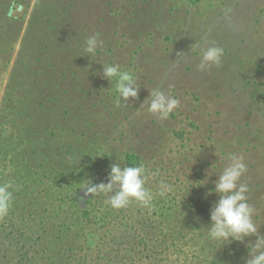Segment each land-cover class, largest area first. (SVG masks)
I'll return each mask as SVG.
<instances>
[{"label": "trees", "instance_id": "obj_1", "mask_svg": "<svg viewBox=\"0 0 264 264\" xmlns=\"http://www.w3.org/2000/svg\"><path fill=\"white\" fill-rule=\"evenodd\" d=\"M24 1L0 0V75L19 37ZM46 8L58 21L65 15L66 10L53 13L54 5ZM144 21L151 25L156 18ZM57 30L51 26L47 34L41 33L39 51L51 48ZM59 42L63 46L68 39ZM76 48L83 50L80 45ZM74 71L80 78L77 67ZM54 75L50 64L42 80L26 82L11 76L3 88L0 183L10 180L15 190L9 215L0 219V264H244L246 245L255 237L219 249L206 231L210 208L218 199L206 193L226 165L228 144L217 139L215 149L201 145L200 150H179L194 139L173 123L172 113V123L164 120L160 126L174 146L170 155L167 139L158 144V136L152 140L145 129L133 130L137 122L156 125V119L129 116V101L117 106L115 78L105 91L99 87L101 93L90 104V92L79 85L77 96L72 95L73 87L53 83ZM258 100L264 106V90ZM209 154L214 155L212 160ZM115 163L145 166V187L154 197L150 207L133 201L114 210L106 203L111 194L84 196L86 180L107 184L110 165ZM211 164L215 165L210 172ZM208 173L209 183L199 187ZM255 178L247 183L248 202L253 206L260 198L253 219L264 234V194L257 193L260 188L264 191V181ZM160 181L172 187L164 197L158 195Z\"/></svg>", "mask_w": 264, "mask_h": 264}, {"label": "rangeland", "instance_id": "obj_2", "mask_svg": "<svg viewBox=\"0 0 264 264\" xmlns=\"http://www.w3.org/2000/svg\"><path fill=\"white\" fill-rule=\"evenodd\" d=\"M52 5L56 7L53 13L66 10L62 20L51 16L52 9L46 6ZM23 6L24 15L14 12L23 19L11 59L0 75V100L11 76L26 82L42 80L52 64L53 83H61L64 89L73 87L75 96V88L81 85L93 96L92 104L101 93L99 87L102 92L109 87L102 78V65H119L121 71L134 74L140 88L138 99H129L128 115L156 119V125L137 122L133 130L145 129L152 140L158 136V144L167 139L171 155L174 146L168 131L160 130L163 121L143 104L154 88H160L179 100L173 123L194 139L179 150H200L201 145L215 149L218 139L228 144V154L244 157V183L254 177L264 181V106L258 103L264 90V0H25ZM149 16L156 22L148 25L144 20ZM51 26L58 28L51 48L39 51L37 41ZM95 35L103 47L89 58L84 53L85 41ZM62 38L68 39L63 46ZM213 43L224 49L221 65L200 71L201 48ZM181 52L186 54L182 58L178 57ZM64 69L67 73L61 79ZM167 120L172 123L173 117ZM212 157L209 154L208 159ZM260 189L257 193L264 194ZM259 199L253 207L261 206Z\"/></svg>", "mask_w": 264, "mask_h": 264}, {"label": "clouds", "instance_id": "obj_3", "mask_svg": "<svg viewBox=\"0 0 264 264\" xmlns=\"http://www.w3.org/2000/svg\"><path fill=\"white\" fill-rule=\"evenodd\" d=\"M102 47L103 42L98 35L87 38L84 47L85 56L91 58ZM185 55L181 52L178 57L182 58ZM223 56L224 49L214 43L202 47L198 69L205 71L220 66ZM102 69L104 80L111 83L113 78L116 79V92L119 97L116 101L117 106L127 105L130 98L138 99L140 88L133 73L121 71L120 66L115 64L102 65ZM145 103L148 105L147 111L161 121L167 120L179 107V100L160 88H154L143 104ZM226 160L228 162L222 172L216 175L218 178L213 182L214 187L206 193V197L213 194L218 197L210 208V223L206 227L207 236L220 246L219 249L231 246L233 243L244 244L246 240L255 237L254 242L246 245L248 254L244 264H264V234L260 233V228L253 219L256 210L248 202L249 187L241 180L247 172L244 157L233 153L227 154ZM214 165L211 166L210 172ZM146 172L143 164L121 167L120 164L115 163L110 165L107 184H95L86 180L82 191L85 197L111 194L106 203L114 210L124 209L133 201L144 207H150L154 197L145 187L148 179ZM209 173L206 179L198 183L199 187L209 183V178L212 176ZM14 190L12 181L0 183V219L9 215L14 200ZM171 191V185L160 181L159 196L164 197Z\"/></svg>", "mask_w": 264, "mask_h": 264}, {"label": "water", "instance_id": "obj_4", "mask_svg": "<svg viewBox=\"0 0 264 264\" xmlns=\"http://www.w3.org/2000/svg\"><path fill=\"white\" fill-rule=\"evenodd\" d=\"M11 11H9V14H10Z\"/></svg>", "mask_w": 264, "mask_h": 264}]
</instances>
